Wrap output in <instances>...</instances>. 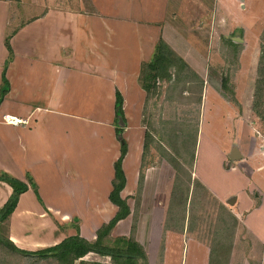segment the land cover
<instances>
[{"label": "crops", "instance_id": "0c3cea01", "mask_svg": "<svg viewBox=\"0 0 264 264\" xmlns=\"http://www.w3.org/2000/svg\"><path fill=\"white\" fill-rule=\"evenodd\" d=\"M197 3L199 12L203 6L212 10V0ZM171 8V0H0V91L3 78L8 81L0 102V173L7 172L29 185L9 218L8 235L18 247L38 250L55 245L76 234L75 225L82 237L93 241L99 227L116 213L109 194L121 142L127 146L122 162L126 177L123 198L129 184L128 164L133 163L132 158H144L146 128L141 120L147 93L139 81L142 64L151 59L157 41L163 38L186 62L189 70L185 72L198 76L172 37L192 36L193 45L203 48L195 34L212 29L198 9L196 14L182 17ZM202 79L205 85L211 83L206 75ZM117 91L123 97L125 126H120L116 114ZM133 123L135 141L129 132ZM201 126L196 149L202 139ZM117 127L123 128V140ZM250 136L252 148L247 153L240 148V153L260 165L264 145L259 150L255 134ZM216 148L220 167L226 171L225 160L233 146L230 152ZM197 169L195 161L194 176L224 205L228 196L216 191ZM248 173L243 175L244 190L235 196L239 211L234 213L261 245L255 257L258 264H264V169ZM255 190L260 195L258 202L252 196ZM11 193L12 187L0 181V208ZM127 202L132 213L118 221L113 233L123 230L133 215ZM79 209L100 219L90 221L77 212L75 216L59 215V211ZM109 209L114 213L104 219L101 215ZM121 233L116 236L128 235ZM250 258L244 257L246 264H254Z\"/></svg>", "mask_w": 264, "mask_h": 264}, {"label": "rangeland", "instance_id": "374dc122", "mask_svg": "<svg viewBox=\"0 0 264 264\" xmlns=\"http://www.w3.org/2000/svg\"><path fill=\"white\" fill-rule=\"evenodd\" d=\"M200 1L204 4L211 0ZM197 2L199 0H171V10H177L176 15L182 17L196 14ZM211 7V11L207 6L197 11L212 27L210 33L204 30L202 34H195L203 48L193 45L196 40L192 36L171 35L177 44L175 47H181L178 52L198 76L192 72L186 75L182 66L179 75L172 70V79L160 81L156 90L145 97L141 122L151 137L147 139L144 158H132L133 163L128 164L129 184L123 196L131 203L133 215L121 231L133 235L143 245L147 264H208L212 246L220 242L226 245L222 249L224 255L230 248L223 264H246L245 256H252L251 261L259 263L255 255L262 249L261 245H257L241 223L242 217L235 215L234 212L239 211L236 202L229 204V200L244 190L243 175H248V170L264 169V160L258 165L245 155L227 158L226 171H223L216 147H225L230 152L232 146H240V152L247 153L252 148V133L257 138V148L264 145V83L257 91L264 0H212ZM224 36L232 38L234 43L226 42ZM205 75L210 79L209 85L202 79ZM223 77L228 79L226 87L222 84ZM204 86L207 91L203 98ZM200 123L202 139L196 149ZM133 126L134 123L129 132L135 141ZM195 149L198 173L212 182L216 191L225 192L228 197L224 205L194 180H197ZM233 167L235 170H231ZM252 196L258 202L257 190ZM142 202L143 209L140 208ZM76 212L87 215L90 221L100 219L83 209L59 211V215L75 216ZM113 213V209H109L101 216L109 219ZM225 224L229 225L228 230L223 228ZM222 228L224 231H219ZM4 230L5 224L0 226V235L6 234ZM121 231L113 233L112 229L111 236L123 234ZM232 231L233 237L230 236ZM82 260L111 262L108 256L92 252ZM80 261L74 264H81ZM0 264L61 263L53 257L24 255L0 245Z\"/></svg>", "mask_w": 264, "mask_h": 264}, {"label": "trees", "instance_id": "16d2710c", "mask_svg": "<svg viewBox=\"0 0 264 264\" xmlns=\"http://www.w3.org/2000/svg\"><path fill=\"white\" fill-rule=\"evenodd\" d=\"M224 40L229 43H234L232 39H227L225 36ZM6 44L10 51L11 58L12 48L9 43V38H6ZM260 46L261 54L258 67L259 76L257 78V91L259 87H261L264 83V31L262 35V43L260 44ZM182 66H184V69L189 70L186 62L183 61L169 47V45L164 41L163 38H160L154 47L151 59L148 62H144L141 66V71L139 75L140 85L146 91L147 95H149L151 92L156 90L157 85L160 81H169L172 79V70H174L176 76L179 75L180 70H182ZM186 75H188V73H186ZM227 83L228 79L226 77H223V86L226 87ZM7 87L8 81L4 77L2 89L0 91V102L2 101L5 92L7 91ZM115 107L117 117L122 116L125 121L126 118L123 112V97L119 91L116 92ZM122 130V127H117V134L120 139H122ZM150 137L151 136L149 132H147L145 135V148L148 144L147 139H149ZM121 143V155L114 165L115 177L113 180V189L109 194V199L112 203L117 206V211L107 223H104L99 227L95 240L89 241L86 238L82 237L80 235L78 225H75L76 234L66 236L63 240H61L55 245L38 250H27L18 247L9 238L8 235L9 218L16 207L20 194L25 192L29 188V185L28 183L10 175L7 172H1L0 181L8 183L12 187V193L7 199V201L4 203V205L0 208V226L4 224L6 225V230H4L6 234L0 235V245L12 252H17L24 255H36L40 258L53 257L56 258L61 264H74V262L78 259H81V264H147L146 251L143 245L133 235H119L115 237L111 236V230L118 223V221L125 219L132 213L127 199L121 196V191L126 184V177L123 171L122 162L127 151L126 142L123 140ZM194 180L197 181L198 184L202 185L198 179ZM28 181L32 185V187L35 188V182L31 177H29ZM223 228L225 230H228L229 225L225 224ZM224 229H219V231H224ZM231 235L233 237V231L232 233L230 232V236ZM225 248L226 245L222 242H220V244L212 246L210 252V264H223L225 256H228L230 251L229 248V251H227L226 255H224L222 249ZM90 252L102 256H108L111 262L101 263L95 261L87 263L82 260V258Z\"/></svg>", "mask_w": 264, "mask_h": 264}, {"label": "water", "instance_id": "95a60500", "mask_svg": "<svg viewBox=\"0 0 264 264\" xmlns=\"http://www.w3.org/2000/svg\"><path fill=\"white\" fill-rule=\"evenodd\" d=\"M118 120H119V124L120 126H125V121L123 119L122 116H119L118 117ZM228 157L230 159H236V158H242V154L240 153V151L238 150V147L237 146H233L232 148V151L228 154ZM235 197L232 198L230 201H229V204H233V202L235 201Z\"/></svg>", "mask_w": 264, "mask_h": 264}]
</instances>
